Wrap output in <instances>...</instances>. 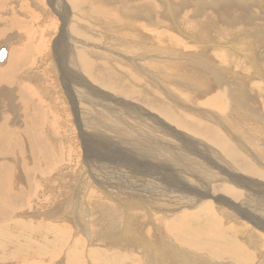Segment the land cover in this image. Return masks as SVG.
<instances>
[{"label": "rangeland", "instance_id": "374dc122", "mask_svg": "<svg viewBox=\"0 0 264 264\" xmlns=\"http://www.w3.org/2000/svg\"><path fill=\"white\" fill-rule=\"evenodd\" d=\"M53 1L54 0H48V2L47 0H0V48L5 47L7 49V53L11 50L7 59L5 58L1 62L2 64H0V69L5 65L8 67V70H5V74H0V89L9 85L7 82L9 80H12L16 87L24 85V88H26L25 92H22L17 88L15 90H9L7 87L4 88L6 90H0V130L4 131V134L2 131H0V147L2 153L5 156L11 157L13 167L12 171L15 172V178L21 189L20 194H18L15 189L5 194L8 201H10L12 204H17V212L19 213L15 214L13 219L24 225V229H20V233L12 232V235L17 236L19 234L24 241H28L26 236L30 237L31 239H38L36 231L34 232L35 237L30 236L31 233L29 230L31 229V226H33L32 228H37V226H39V231L46 227H55L54 229L56 230L59 228L57 233H60L59 230L67 229V234H65V242H60L61 246L58 247L57 251L59 253L57 254L52 255L53 252L51 251L55 250L53 247L48 251L50 253H46L44 255H35L31 257L32 259L28 258L29 260L27 259V261H25L26 263H23L18 259H10L6 264H110L111 262V264H135V261L136 264H157L155 261H159L158 264H178L179 261H181L179 264H189L190 262L191 264H223V262L224 264H264V230L259 228L254 223L251 224L250 221L244 219L242 217L243 215H239L234 209L228 208L230 203L224 198V193L222 191L216 190L215 192L209 193V195L215 196L219 193L223 196V198L217 197L214 199H206L209 202L211 201V203L213 201L215 205L219 207H225L226 212L224 210H219V208L215 205L208 208L209 216L214 214L220 221L217 220L218 224L217 222H214L213 224L215 226L212 225L214 227L213 230L207 232L204 235L201 243L198 244V246L204 251L198 252L197 250H194L193 247H186V245L182 244L177 239H174L173 236H170L167 234V232H164V224L167 221H171L172 219L175 221H178L179 219L181 220V218L175 217L184 215V211L188 214L194 213L186 209L187 205L183 204V202L186 200L183 199V197L189 196L185 194H178L176 196L170 191L166 192V190L168 191L174 187L175 177L173 172L178 169V163L174 161H158L156 158H150L144 161L141 166H134L133 168H130L125 165L128 154H131V151H129L130 148L128 149L126 146L124 147L117 145L118 142H114L112 139L96 136L91 133H89V136H91L90 138L86 137L87 135L85 132H87L89 128L86 127V123L89 122L90 118H94L96 122H99L105 117H111L110 119H117L119 123L125 125L130 130L137 131V133L140 135L152 134L154 136H160L159 138L162 139V143L167 144L168 148H173V146L176 147L178 144V141L175 138L177 136L175 135V130H173L175 132H172L171 130L170 132L168 130L166 131L167 133L161 132V134L158 132V134L156 128H154L157 124L162 122L164 123L160 125L167 126L169 121L165 118L161 117L160 119V117H156L155 121L157 123L155 122L154 126L146 121H129L127 117L130 113L126 114L125 112H121L116 104L111 111H108V109L99 102L90 103L89 105L84 104L80 98L81 96L90 98L91 76L87 74L84 68H80V66H77V68L71 67L70 64L72 62H68L65 59H63L61 63L64 67H66L68 72L72 74V78L66 84V87L63 86L61 75L64 68L61 64H59V62L56 60V57L54 56V46L55 40L61 35V33L67 35V29L65 26L68 28L70 25H72L71 22L70 25H68V18L71 17V12L67 10V7H65L66 9H52L49 4H52ZM77 1L83 3L81 6H78L74 12H72V17H77L79 20L82 19L80 20V23L83 25L80 27V29L78 28V31L80 33H83L84 31L86 32L85 35L82 34L83 36H79L78 41L74 42V45L77 46V49L107 54L115 59L120 60L122 63H124L119 64V66L122 68L119 67L116 62L112 63L117 69L118 74L121 76L122 82H126L125 84L127 85L135 83L134 75L136 73L135 66L128 64L127 67L126 64L129 63V60L131 62H136L137 64L143 65V73L146 74H137L139 82L142 79L143 81L141 80V83L143 85H145V83L150 85V87L145 85L148 88V91H152L153 93H150L153 94L155 98L158 100L161 99L159 101L166 103L167 105L169 104L168 106L174 107L179 102V104L175 106L174 109L176 108L175 110L177 111V109L180 108L178 112L181 111L180 113L184 117H187L188 115L189 119L192 118L190 120L192 124H196V120H193L196 117L195 115H200L201 112L204 114L206 113V119L209 121L205 120L202 121V123L212 121L213 124L211 122L207 124L213 126L215 123V126L217 127H212L216 129L225 140L229 141L232 138L233 141L231 140V142L233 144L235 142V146H237L235 151L240 155L244 153L245 158L243 155L241 156L249 163V165L256 167L258 171L260 170L259 172L261 173L259 174L257 171L258 175L256 176L259 177L257 181V187L253 189L251 185L252 190H250L251 198L254 199L258 207H260L259 204L264 201V171L262 172L261 170H264V109L261 107L263 102L262 98L258 95L261 92H264V40H261L260 42L258 39L259 37L254 36L256 34L251 30H257V35H259L258 33L260 31L264 34V19L262 18L264 17V0H242V3L241 0H208V2L211 4L210 6L204 0H200L203 4L199 10L200 12L194 10L196 9V1L194 0H189V3L180 2V0H170L171 3H174L171 6L176 8L178 7L177 9H179L177 10L173 20L167 16L165 12L166 10H164L165 7L163 2L165 0H140L142 3H136V0H127L129 3H127L125 0ZM191 1H194L195 3H192ZM150 4H153L155 7H151L150 10H148ZM83 7L85 9H81ZM125 7L127 8L125 9ZM86 10L89 11V13L86 12ZM134 11H137V14L134 13L133 15L132 12ZM147 12L150 16H147ZM182 13H184L186 17H182ZM193 13L196 15L194 16ZM250 13L253 14V16ZM139 14L142 17H140ZM204 14L209 16L211 14L212 19L208 18V16H205ZM229 17L232 19V22L226 20L227 18L229 19ZM197 18L199 21H209L207 22L208 25L205 23L207 26L205 24H198L194 26L191 31L195 32L197 36L199 35L201 38L202 36L204 37L203 40H200L202 41V44L205 43L204 45H201V43H198L196 40L194 41V39H190L189 36L182 34L181 32L184 31H180L176 27L180 26L189 28L191 22L195 21ZM150 20H152V22ZM251 20L253 21L251 22ZM102 22L103 24H101ZM125 23H130V29L132 30L131 34H124L123 30L125 29V25L123 26V24ZM169 23L171 25H169ZM211 23L213 29L211 28V25L209 26ZM142 25L144 27H141ZM202 26H204L206 29H203ZM201 27L202 29L200 30L199 28ZM137 29L141 31L138 32ZM162 30L163 32L174 34L176 37L175 39L180 42V47L176 48V46H174L176 44H173L172 42L167 43L166 39L168 40L169 38H166L165 35H161L160 38L159 32H162ZM237 32H243L245 38L240 35L239 37ZM226 37L230 38L226 40ZM253 37L257 44H251V46H253L256 50L253 49L254 51H250L249 49H246L247 40L252 41ZM240 40L243 41L241 42ZM61 44L65 45L64 43ZM122 44H125L128 49L123 48ZM231 44H233L234 48H228ZM234 44H236V46ZM213 45L215 49L213 48ZM148 46L152 47L153 50H151V48ZM155 48L159 49L156 50ZM166 48L167 50H165ZM200 48H205V50ZM219 48H221V50ZM172 49L177 50L173 52ZM260 49L262 51V56L259 54ZM162 50H164L165 53L167 51L169 53L167 52L168 54H164ZM131 51L133 52L136 60L129 56ZM188 51H190V53ZM163 54L165 56H163ZM228 54L231 56L228 57ZM222 55H224L227 59L225 58L222 60ZM247 55L249 60L246 57ZM93 57H96V59L99 60L98 56H91V58ZM231 57H233V59L237 58L238 63L229 60ZM250 59L254 60L253 65H251ZM5 60L7 61L5 62ZM78 60L80 61L79 58ZM218 60L219 62H217ZM152 63L157 65L153 67V65H151ZM236 64H240V68H234V65ZM228 65L231 67H227ZM243 66L245 68L240 71L239 69H242ZM174 68L178 70L180 69L179 73ZM256 69H259V71L257 72ZM167 70L169 71L165 72ZM192 70L194 73H192ZM184 71H186V73ZM216 72H218V74ZM177 73L180 75H177ZM259 73L260 75H258ZM79 74H83L89 79L82 77ZM182 74H188V76L185 75V77ZM261 76L263 77L261 78ZM175 77L187 78L190 82V84L189 82L187 83L188 86L192 87L193 89L189 88L187 85V87L185 86V88H183V85L185 84L177 81L168 83L162 82V80H171ZM190 77H193V80ZM150 80H153V82L155 81L156 83H153ZM246 80H249L248 83ZM228 81H233L235 83H229ZM197 82L199 83L197 84ZM194 83L197 84H195V87L192 85ZM201 83L203 86H200L202 85ZM225 83L226 86H229H227L228 88L224 85ZM159 84L162 85L161 91L159 90ZM169 87L174 88L175 90L171 97H167L166 93V96L164 95V92L169 93ZM230 87L231 89L232 87L235 88L231 90ZM239 88H243L245 90H239ZM228 89L230 90L228 91ZM68 92L73 93L71 98L76 102V112L73 110L71 100L68 97ZM156 93L157 95H155ZM162 95L163 97H161ZM175 96L179 99H177ZM163 98H166V101ZM24 101L27 102V105L24 104ZM235 107L237 109H235ZM191 108L195 111H193ZM143 110H145V108H143L141 112ZM196 111H200V113L197 114ZM100 114H103V116ZM109 114L112 116H109ZM118 115L127 121L121 120ZM113 116H117L118 118ZM216 116L218 118L221 117L222 119H216ZM162 119H164L167 123L165 124V121ZM222 120L224 123H222ZM226 122H228V124ZM233 122H235V124ZM221 123L223 126H228L229 124L235 125L239 134H231L229 131H223V126ZM225 123L227 125H224ZM244 124L247 126V134L246 131L242 130V126ZM172 127L181 131L185 130L181 128L179 129L175 125ZM6 131H8V135L6 134ZM249 131L251 135L254 134L252 136L255 138L250 136V133H248ZM240 133H242V135ZM11 134L14 135V137H10L9 135ZM152 135H150V137H153ZM245 135L247 136L245 137ZM157 136L153 139L158 140ZM236 136H238V138ZM241 136L244 137L242 138ZM41 137L49 146V150L43 149L41 147ZM240 137L241 139H244V141L240 140ZM84 138L85 142L87 140L86 148H84L85 145H83V142H81ZM252 138H254L253 140L255 142L250 141ZM198 141L203 143L199 137H194L191 139L189 136L179 143L184 149H186V146L190 142L192 146L189 148L198 150V144L202 145L198 143ZM94 142L97 145H95ZM195 142L197 146L195 145ZM251 142L253 144H251ZM129 144V147L134 145L133 143ZM102 145L105 146V149L101 151L102 155H99L97 154L99 152L98 147H101ZM247 146H249V148ZM85 150L88 151L85 152ZM93 150L97 151L94 152ZM242 150L244 152H242ZM245 150L248 155L246 154ZM249 150H254L252 152L255 153H252ZM256 152L258 154H256ZM259 153L263 156H258ZM250 155L252 156L250 157ZM200 156L204 157L206 161L210 159L207 163H210L212 168L214 166L213 170L217 173L219 172L218 175L220 177L224 176L222 172L227 171L231 165H225V163H227L226 158H223V160L219 162L214 161L209 153L203 149L201 150ZM220 156L222 155L220 154ZM110 158H116L118 164V169L116 172L112 171V174L122 177L123 175L129 176L128 179H130L128 182L135 184L137 188H141L143 191H135L134 189L130 191L129 195H124V192L126 191L121 192V189L118 186H121L126 180L116 182L111 178L109 179L110 185L102 184L105 189H101L102 186L100 188V185L97 186L98 182L94 180L96 182L95 183L92 180V178L98 174V171L95 170V166L97 164L99 166H104V163H107L108 161L106 159ZM254 162L257 163V165ZM25 171H28L27 175ZM181 171L187 175H192V172L187 169L183 170L181 168ZM6 173H9V170H7ZM98 175L103 176L104 171L99 172ZM203 175L206 174L203 173ZM236 175L242 178L245 183H248L251 180L255 181V178H252L251 175L243 172L236 171ZM180 177L182 178V181L186 179L187 181H190V183L184 182V184L195 186L193 183L194 181L192 182V179L190 180L185 175H180ZM177 179L179 180V175H177ZM223 180L227 187H231L237 191L234 186H231L232 183L230 179V182L226 177H223ZM226 180L229 182V184H227ZM94 186L97 187L95 188ZM164 190L165 192H163ZM254 190L256 191L254 192ZM135 193L138 196H136ZM135 198L138 199L136 200ZM100 201L101 203H99ZM257 201L260 202L258 203ZM241 204V200L237 201L236 203V206L239 210L248 208V210L251 211V208ZM83 206H85V208ZM199 211L200 210L195 211V213H198ZM210 212L212 213L210 214ZM223 213L225 214L224 216H222ZM203 215L204 214H199V220L201 223L199 225L196 224L195 226L202 227L204 225L202 224L205 222V216ZM162 221H165L164 224ZM0 223L4 224L5 222ZM189 223H194V219H190ZM183 226L187 227L185 224ZM114 227H116V230H118L116 232L119 233L116 234L117 236L115 235L116 230H114ZM231 228L233 230H230ZM127 230L129 231L128 233L126 232ZM187 233L193 234V231L187 229ZM58 235L59 234H57V236ZM221 236H224L225 240ZM130 237H133V239L131 240ZM234 237L235 239L237 238V240L233 239ZM218 239L224 240V242L227 244L217 241ZM38 243L39 242H37L35 245L31 240V249H40L39 247L44 248V245L41 246ZM105 243L107 245H105ZM245 243L247 245H245ZM57 244H59V242H57L56 245ZM180 244H182V246ZM174 247L176 248L175 250ZM236 247L241 251H238L237 253V251L235 252L232 250V248ZM194 251L196 252L194 253ZM210 251L219 254L221 257L217 259L215 256L208 253ZM118 258H122V260H118ZM106 260H108L109 263ZM116 260L118 261L116 262ZM184 261H186V263ZM1 263L2 259H0V264Z\"/></svg>", "mask_w": 264, "mask_h": 264}, {"label": "bare ground", "instance_id": "6f19581e", "mask_svg": "<svg viewBox=\"0 0 264 264\" xmlns=\"http://www.w3.org/2000/svg\"><path fill=\"white\" fill-rule=\"evenodd\" d=\"M81 1H83V0H81ZM125 1H127V0H125ZM158 1V0H157ZM172 1V0H171ZM171 1L170 0H165L164 2H163V4H164V7H165V9L164 10H166L165 12H166V14H167V16L169 17V18H171L172 20L174 19V16H175V14L177 13V10H179V9H177L176 7H174V6H171L172 4H174V3H171ZM194 1H196V9H194V10H196L197 12L201 9V7L203 6V4H202V2L200 1V0H194ZM192 2V3H195V2ZM205 2H207L208 4H209V6L211 5L210 4V2H208V0H204ZM209 1H212V0H209ZM240 1V0H239ZM47 2H48V0H47ZM134 2V1H133ZM174 2V1H173ZM180 2H184V3H189V0H180ZM205 2H203V3H205ZM244 2V1H243ZM24 3V2H23ZM83 3V2H82ZM82 3H80V2H78L77 0H54L53 2H52V4H49V6L50 7H52V9L54 8V10L55 9H66L65 7H67V10H69L70 12H71V17L70 18H68V21H69V24L68 25H70V22H71V24L72 25H70L68 28H67V26H65L66 27V29H67V35L66 34H63V33H61V35L55 40V46H54V56L56 57V60L59 62V64H61L62 66H63V64L61 63V61H63V59H65L66 61H68V62H72L70 65H71V67H73V68H77V66H80V68H84L85 70H86V72H87V74L88 75H90L91 76V79H90V84H91V94H90V98H88V97H85V96H81V101L84 103V104H86V105H89L90 103H100V104H102V105H104L107 109H108V111H111L112 110V108L114 107V105L116 104L117 105V107L119 108V110H121V112H125L126 114H128V113H130L129 115H128V117H127V119L130 121H134L135 122V120H141L142 122H144V121H146V122H148L149 124H151V125H154L155 126V119H156V117H160V119H161V117L162 118H165L166 120H168L169 122V124L167 125V126H162V125H160V124H162V123H164V122H162V123H160V124H157L154 128H156V131H157V133L159 132V133H161V132H166V131H172V132H175V135H177L175 138L177 139V141H178V144H177V146L176 147H174L173 146V148H168V145L167 144H164V143H162V139L161 138H159L157 135H152V134H146V135H140V134H138L137 133V131H134V130H130L129 128H127L125 125H123V124H121V123H119L118 121H117V119H115V120H113V119H110V118H104V119H101L99 122H96L95 121V119L94 118H90V120H89V122H87L86 123V127H89L88 128V133L87 132H85L86 133V137H91V136H89L90 134L89 133H91V134H93V135H96V136H100V137H106L107 139H112L114 142H118L117 143V145H120V146H126V147H128V149L130 148V150L129 151H131V154H128V158H127V160H126V163H125V165L126 166H128V167H130V168H133L134 166H141L142 165V163L144 162V161H146V160H148V159H150V158H156L158 161H174V162H176V163H178V165H179V167H178V169L176 170V171H174L173 172V175H174V177H175V180H174V187L172 188V189H169L168 191L166 190V192H171L172 194H174V195H178V194H181V195H187V196H189V197H183V199H186L184 202H183V204H185V205H187V207H186V209H188V210H190L191 212H194V213H192V214H188V213H185V211H184V215H182V216H176L175 218H181V220L179 221L178 219V221H179V223H178V221H175L174 219H172L171 221H167L165 224H164V222L165 221H162L163 222V224H164V232H167V234H169L170 236H173V238L174 239H177L179 242H181L182 244H184V245H186V247H193L194 248V250H197L198 252H200V251H204L202 248H200L199 246H198V244H200L201 243V241H202V239L204 238V235L207 233V232H210V231H212L213 230V226H215L213 223L214 222H217V220H219L214 214H211L212 212H210V214H211V216H209V209L208 208H210V207H212V206H214L215 205V203L212 201V203H211V201L209 202V201H207L206 199H208V198H212V199H214V198H217V197H221V198H223V196L222 195H220L219 193L217 194V195H215V196H212V195H209V193H211V192H215L216 190H220V191H222L223 193H224V198L225 199H227V201L230 203V205L228 206V208H232V209H234L235 211H237V213L239 214V215H243L242 217L244 218V219H246L247 221H250V223L251 224H256L259 228H261L262 230H264V201H262L260 204H259V206L260 207H262V208H260V207H258V205L256 204V201H254V199H252L251 198V195H250V190H252L251 189V185H252V188L253 189H255L256 187H257V181H258V178L259 177H256L257 175H258V172L260 171H258L257 170V168L256 167H252V166H250L249 165V163L244 159L245 158V156H244V153H242V152H244L243 150H242V154L241 155H243V157L240 155V154H238L235 150H236V147L237 146H235V142H234V144L231 142V140H232V138L229 136V135H227V136H229L230 138H231V140H225L224 139V137L216 130V129H214L213 127H217V126H215V123H214V126L213 125H208L207 123H212V121H210V122H207V123H202V121H205V120H207L206 118V113L204 114L203 112H201L200 113V111H196V113L198 114V113H200V115H195L196 117L193 119V120H196V124H192L191 122H190V120L192 119H189V117H188V115H187V117H188V119H187V117H184L180 112H178V110L180 109H177V111L174 109V107L175 106H177L178 104H179V102H178V104L177 105H175L174 107L173 106H168L166 103H163V102H161V101H159V100H161V99H157V98H155V96L153 95V94H151L150 92H152V91H148V86L150 87V85H147L146 83H145V85L147 86H145V85H143L141 82L143 81L142 79V81L140 80V82H139V79H138V77H137V74L138 73H142V74H146V73H143L144 72V66L143 65H140V64H137L136 62H131L130 60H129V63H127L126 65H127V67H128V64H131V65H133V66H135V68H136V73H135V75H134V79H135V83H131L130 85H127V84H125L124 82H122V80H121V76L118 74V71H117V69L114 67V65H113V63L114 62H116V64L119 66V64H124V63H122L120 60H118V59H115V58H113V57H111V56H109V55H107V54H102V53H99V52H93V51H86V50H81V49H77V46H75L74 45V42L75 41H78V39H79V36L80 35H82V34H84L85 35V31L83 32V33H80L79 31H78V28L80 29V27L83 25L82 23H80V20H82V19H78L77 17H72L73 15H72V12H74L76 9H77V7L78 6H81V4ZM127 3H129V1H127ZM136 3H142L140 0H136ZM192 3H191V6H192ZM241 3H242V0H241ZM177 4V3H176ZM264 4V3H263ZM185 5V4H184ZM188 5V4H187ZM204 6H205V4H204ZM208 6V7H209ZM87 7V6H86ZM151 7H155V6H153V4H150V6H149V9L148 10H150V8ZM207 7V6H206ZM89 8V7H88ZM87 8V9H88ZM127 7H125V9H126ZM129 8V7H128ZM157 8V7H156ZM80 9V8H79ZM81 9H85L84 7L83 8H81ZM89 10V9H88ZM123 10V9H122ZM136 10V9H135ZM187 10V9H186ZM191 10V9H190ZM79 11V10H78ZM125 11V10H124ZM188 11V10H187ZM203 11V10H202ZM206 11V10H205ZM86 12H88L89 13V11H87L86 10ZM129 12L131 13V11L129 10ZM137 12V11H136ZM135 11L134 12H132L133 13V15H134V13L135 14H137ZM193 12V11H192ZM200 12V11H199ZM207 12V11H206ZM213 12V11H212ZM53 13H54V11H53ZM91 13V12H90ZM93 13V12H92ZM141 13V12H140ZM148 13V12H147ZM147 13H146V15H147ZM185 13V12H184ZM184 13H182L183 15H182V17H186L185 15H184ZM204 13V12H203ZM208 13V12H207ZM253 13V12H252ZM76 14V13H75ZM86 14V13H85ZM120 14H121V12H120ZM150 14H152V13H150ZM186 14H189V13H186ZM251 14V13H250ZM250 14H249V16H250ZM254 14V13H253ZM253 14H251L252 16H253ZM98 15V14H97ZM96 15V16H97ZM123 15V14H122ZM121 15V16H122ZM127 15V14H126ZM140 15V14H139ZM145 15V14H144ZM193 15H194V13H193ZM196 15V14H195ZM194 15V16H195ZM205 15V14H204ZM79 16V15H78ZM147 16H150L149 15V13H148V15ZM179 16V15H178ZM205 16H208V18H210V19H212V17H211V14H210V16L209 15H205ZM81 17V16H80ZM85 17V16H84ZM98 17V16H97ZM130 17V16H129ZM134 17V16H133ZM140 17H142L141 15H140ZM224 17V16H223ZM255 17V16H254ZM82 18H83V15H82ZM132 18V17H131ZM136 18V17H135ZM138 18H139V16H138ZM138 18H136V19H138ZM150 18V17H149ZM256 18H257V16H256ZM263 19H264V17H262ZM261 18V19H262ZM87 19H88V17H87ZM135 19V20H136ZM142 19V18H141ZM143 19H145V18H143ZM151 19H153V18H151ZM181 19V18H180ZM180 19H179V22H180ZM198 19V18H197ZM195 20V21H192L191 22V24H190V26H189V28L188 27H180V26H176L177 27V29H179L180 31H184V32H181L182 34H185V35H187V36H189L190 37V39H194V41L196 40L198 43H201L202 41H200V40H203L204 39V37L202 36V38L201 37H199V35L197 36V34L195 33V32H191L192 31V28H194V26H196V25H198V24H205V23H207V22H209V21H199V19L198 20ZM92 20H93V18H92ZM97 20H98V18H97ZM97 20H95V21H97ZM101 20V19H100ZM99 20V21H100ZM123 20V19H122ZM164 20V19H163ZM193 20V19H192ZM227 21H229V22H232V19H230V17H229V19L227 18L226 19ZM86 21V20H85ZM103 21V20H102ZM124 21V20H123ZM127 21V20H126ZM139 21H141V20H139ZM151 22H152V20H150ZM253 20H251V22H252ZM258 22V21H257ZM153 23H155V22H153ZM163 23V22H162ZM101 24H103V22L101 23ZM165 24V23H164ZM163 24V25H164ZM174 24V23H173ZM178 24V23H177ZM185 24V23H184ZM184 24H183V26H184ZM215 24V23H214ZM260 24V23H259ZM117 25H118V23H117ZM125 25V26H124ZM141 25V24H140ZM161 25V24H160ZM169 25H171L170 23H169ZM175 25V24H174ZM180 25V24H179ZM206 25V24H205ZM204 25V26H205ZM207 25H208V23H207ZM206 25V26H207ZM211 25V28L213 29V26H212V23L211 24H209V26ZM256 25H257V23H256ZM123 26L125 27V29L123 30V32H124V34H127V33H130L131 34V32H132V30L130 29V23H125V24H123ZM136 26H138V25H136ZM155 26V25H154ZM165 26V25H164ZM187 26V25H186ZM204 26H202L203 27V29L205 28ZM119 27V26H118ZM123 27V28H124ZM141 27H144L143 25L141 26ZM202 27L201 28H199L200 30L202 29ZM250 27V26H249ZM255 27V26H254ZM120 28V27H119ZM208 28V27H207ZM220 28V27H219ZM132 29H134V28H132ZM149 29V28H148ZM206 29V28H205ZM258 29H259V27H258ZM122 30V29H121ZM150 30V29H149ZM229 30V29H228ZM83 31V30H82ZM137 31L139 32V31H141V30H138L137 29ZM160 31V30H159ZM218 31H219V29H218ZM225 31H227V30H225ZM253 33H255L256 35H254V36H256V37H259L258 39L260 40V42H261V40H264V34H263V32H259L258 34L259 35H257V30L256 31H253V30H251ZM122 32V33H123ZM252 32H251V35H252ZM157 33V32H156ZM160 33V38H161V35L163 36V35H165V37L166 38H169L168 40L166 39V41H167V43L168 42H172L173 44H176V45H174V46H176V48H179L180 46H179V41L177 40V39H175L176 37H175V35L174 34H169V33H167V32H163V30H162V32H159ZM213 33V32H212ZM219 33V32H218ZM221 33V32H220ZM241 33V32H240ZM250 33V32H249ZM59 34V33H58ZM134 34H135V32H134ZM137 34H139V33H137ZM136 34V35H137ZM147 34V33H146ZM237 34H239L238 32H237ZM70 35V36H69ZM72 35H74V36H72ZM239 35H241V34H239ZM238 35V36H239ZM242 35H243V32H242ZM251 35H249V36H251ZM83 36V35H82ZM154 36H156V35H154ZM159 36V35H158ZM177 36V35H176ZM244 36V35H243ZM240 37V36H239ZM247 37V36H246ZM75 38V39H74ZM183 38V37H182ZM230 37H226V40H228ZM232 38V37H231ZM235 38H236V36H235ZM238 38V37H237ZM250 38V37H249ZM261 38V39H260ZM252 39V38H251ZM257 39V38H256ZM257 39V40H258ZM152 40H153V38H152ZM163 40V39H162ZM184 40H185V38H184ZM225 40V41H226ZM247 40V39H246ZM165 41V42H166ZM177 41V42H176ZM241 41V40H240ZM243 41V40H242ZM241 41V42H242ZM152 42V41H151ZM190 42V41H189ZM228 42V41H227ZM236 42V41H235ZM244 42H246V41H244ZM259 42V43H260ZM61 43H64L65 45H63V44H61ZM196 43V42H195ZM240 43V42H239ZM238 43V44H239ZM255 43L257 44V42L255 41V39H254V37H253V40L252 41H248L247 40V47H246V49H249L250 51L252 50V51H254V50H256L253 46H251V44L252 45H255ZM154 44V43H153ZM158 44V43H157ZM193 44V43H192ZM191 44V45H192ZM205 43H201V45H204ZM207 44V43H206ZM220 44V43H219ZM223 44V43H222ZM151 45V44H150ZM225 45V44H224ZM235 45V44H234ZM152 46V45H151ZM159 46V45H158ZM168 46V45H167ZM241 46V45H240ZM263 46V45H262ZM261 46V47H262ZM100 47V46H99ZM122 47L123 48H125V49H128V47H126V45L125 44H122ZM149 47V46H148ZM202 47V46H201ZM207 47V46H206ZM217 47V46H216ZM82 48V47H81ZM87 48V47H86ZM97 48V47H96ZM102 48V47H101ZM149 48H151V50H153L152 49V47H149ZM149 48H147V49H149ZM154 48V47H153ZM203 48V47H202ZM202 48H200V49H202ZM213 48L215 49V47H214V45H213ZM228 48H234L233 47V44H231V45H229V47ZM260 48V47H259ZM92 49H93V47H92ZM146 49V50H147ZM156 49V48H155ZM157 49H159V48H157ZM156 49V50H157ZM161 49V48H160ZM188 49V48H187ZM208 49H210V48H208ZM220 50H221V48H219ZM244 49V48H243ZM254 49V50H253ZM264 49V48H263ZM75 50H77V51H75ZM145 50V51H146ZM165 50H167V48L165 49ZM169 50H171V49H169ZM173 50V49H172ZM175 50H177V49H174L173 50V52L175 51ZM180 50V49H179ZM184 50V49H183ZM202 50H205V48L204 49H202ZM207 50V49H206ZM223 50V49H222ZM231 50H233V49H231ZM11 51V50H10ZM10 51H8V53H7V49H6V54H7V56L5 57L6 59H7V57H8V54L10 53ZM163 52H164V50H162ZM181 51V50H180ZM201 51V50H200ZM213 51V50H212ZM215 51V50H214ZM236 51V50H235ZM249 51V52H250ZM259 51V50H258ZM257 51V52H258ZM139 52H141V51H139ZM143 52V51H142ZM158 52H160V51H158ZM157 52V53H158ZM168 52V51H167ZM166 52V53H167ZM173 52H172V54H173ZM179 52V51H178ZM183 52V51H182ZM189 53H190V51H188ZM187 52V53H188ZM191 52H193V51H191ZM237 52V51H236ZM244 52V51H243ZM154 53V52H153ZM165 52H164V54H166ZM169 53V52H168ZM167 53V54H168ZM185 53V52H184ZM197 53V52H196ZM199 53V52H198ZM218 53V52H217ZM239 53V52H238ZM245 53V52H244ZM261 53H262V51H261V49H260V52H259V54H260V56H262L261 55ZM163 54V56H165ZM201 54V53H200ZM208 54V53H207ZM210 54H211V52H210ZM240 54V53H239ZM242 54V53H241ZM254 54V53H253ZM150 55H151V53H150ZM177 55V54H176ZM180 55V54H179ZM184 55V54H183ZM188 55V54H187ZM197 55V54H196ZM246 55V54H245ZM244 55V56H245ZM255 55V54H254ZM91 56H98L99 57V60L98 59H96V57H93V58H91ZM129 56H131L132 57V59H134V60H136L135 59V56H134V54H133V52L131 51L130 52V55ZM174 56V55H173ZM191 56V55H190ZM231 56V55H230ZM229 56V54H228V57H230ZM238 56V55H237ZM264 56V55H263ZM97 57V58H98ZM131 57H130V59H131ZM149 57V56H148ZM160 57V56H159ZM193 57V56H192ZM212 57V56H211ZM242 57V56H241ZM247 58H248V55L246 56ZM256 57H257V54H256ZM78 58L80 59V61L78 60ZM170 58V57H169ZM182 58V57H181ZM194 58V57H193ZM201 58V57H200ZM205 58V57H204ZM226 57L224 56V55H222V60L223 59H225ZM171 59V58H170ZM227 59V58H226ZM235 59V60H234ZM233 59V57H231V59H229V60H232L233 62H237L238 63V61H237V58H234ZM253 59V58H252ZM103 60V61H102ZM209 60V59H208ZM248 60H249V58H248ZM7 60H5V62H6ZM102 61V62H101ZM193 61V60H192ZM201 61V60H200ZM226 61H228V60H226ZM225 61V62H226ZM113 62V63H112ZM217 62H219V60L217 61ZM253 62H254V60H251L250 59V63H251V65H253ZM263 62V61H262ZM157 63V62H156ZM248 63H249V61H248ZM250 63H249V65H250ZM0 64H2V63H0ZM4 64V63H3ZM7 64V63H6ZM169 64H170V62H169ZM209 64V63H208ZM246 64V63H245ZM151 65H153V67L155 66V65H157V64H151ZM173 65V64H172ZM183 65H184V63H183ZM212 65V64H211ZM232 65V64H231ZM243 65V64H242ZM3 66V65H2ZM159 66V65H158ZM160 66H161V63H160ZM163 66H164V64H163ZM233 66V65H232ZM246 66H247V64H246ZM119 67H121V66H119ZM141 67H143V68H141ZM205 67V66H204ZM218 67V66H217ZM224 67V66H223ZM227 67H231L230 65H228ZM226 67V68H227ZM237 68V67H239L240 68V64H236V65H234V68ZM256 67V66H255ZM63 72H62V75H61V80H62V83H63V86L64 87H66V84L71 80V78H72V74H70L69 72H68V70L66 69V67H64L63 66ZM122 68V67H121ZM132 68V67H131ZM156 68V67H155ZM157 68H159V67H157ZM167 68V67H166ZM190 68V67H189ZM215 68V67H214ZM245 67L243 66V68L242 69H239L240 71H242L243 69H244ZM8 70V67H7V65H5V66H3V67H1V69H0V74H2V73H4L5 74V70ZM79 69V68H78ZM161 69V68H160ZM174 69H176V68H174ZM196 69V68H195ZM173 70V69H172ZM171 70V71H172ZM177 71H178V73H179V70L178 69H176ZM185 70H187V69H185ZM221 70V69H220ZM257 70V69H256ZM130 71V70H129ZM128 71V72H129ZM149 71V70H148ZM169 70H167V71H165V72H168ZM193 71V70H192ZM229 71V70H228ZM259 71V69L257 70V72ZM146 72V71H145ZM185 73H186V71H184ZM183 72V73H184ZM219 72V71H218ZM218 72H216L217 74H218ZM177 73V75H180V74H178ZM192 73H194V71L192 72ZM207 73V72H206ZM220 73V72H219ZM234 73V72H233ZM249 73V72H248ZM254 73H255V71H254ZM253 73V74H254ZM125 74H126V72H125ZM167 74V73H166ZM189 74V73H188ZM188 74L186 75V76H188ZM226 74H227V72H226ZM225 74V75H226ZM79 75H81L82 77H85V78H87V79H89L87 76H85V75H83V74H79ZM169 75V74H168ZM176 75V76H177ZM182 75H184V74H182ZM184 75V76H185ZM194 75V74H193ZM203 75H205V74H203ZM255 75V74H254ZM258 75H260V73L258 74ZM264 75V74H263ZM128 76V75H127ZM171 76V75H170ZM185 76V77H186ZM237 76H238V73H237ZM137 77V78H136ZM246 77V76H245ZM254 77V76H253ZM258 77V76H257ZM263 76H261V78H262ZM133 78V77H132ZM163 78V77H162ZM165 78H166V76H165ZM171 78V77H170ZM191 78V77H190ZM193 78V77H192ZM191 78V79H192ZM233 78V77H232ZM237 78V77H236ZM243 78V77H242ZM197 79V78H196ZM195 79V80H196ZM225 79H227V78H225ZM228 79H230V78H228ZM124 80V79H123ZM126 80V79H125ZM193 80V79H192ZM207 80V79H206ZM223 80V79H222ZM234 80V79H233ZM131 81V80H130ZM150 81H152L153 82V80H150ZM156 81H158V80H156ZM173 81H177V82H181L182 84L184 83L185 85H183L182 87L183 88H185V86L187 85L188 86V82H189V80L187 79V78H173V79H171V80H169V79H166V80H162V82H166V83H168V82H173ZM244 81V80H243ZM248 81L249 80H246V82L248 83ZM8 83H9V85H7V86H5V87H7V89H9V90H15L16 88L18 89V90H20V91H22V92H25V90H26V88H24V85H20L19 87H16L15 86V84H14V82L12 81V80H9V81H7ZM155 82V81H154ZM153 82V83H154ZM224 82V81H223ZM229 82V81H228ZM233 82V81H232ZM231 81L229 82V83H232ZM128 83V82H127ZM156 83V82H155ZM159 83V82H158ZM191 83H192V81H191ZM199 82H197V84H198ZM207 83V82H206ZM233 83H235V82H233ZM189 84H190V82H189ZM195 84L196 83H194V84H192V85H194V87H195ZM196 84V85H197ZM202 84V83H201ZM212 84V83H211ZM210 84V85H211ZM160 85V84H159ZM200 85V84H199ZM225 86H226V83L224 84ZM232 85V84H231ZM158 86V85H157ZM180 86H181V84H180ZM186 86V87H187ZM191 86V85H190ZM200 86H203V84L202 85H200ZM228 86V85H227ZM226 86V87H227ZM233 86V85H232ZM4 87V88H5ZM156 87V86H155ZM162 87V85H160L159 86V90L161 91V88ZM189 87V86H188ZM198 87V86H197ZM229 87V86H228ZM227 87V88H228ZM235 87H236V85H235ZM235 87H232V89H231V87H230V89L231 90H233V88H235ZM4 88H1L0 90H6V89H4ZM30 88V87H29ZM28 88V89H29ZM189 88H192V87H189ZM206 88V87H205ZM244 88V87H243ZM243 88H239V90L240 89H242V90H245V89H243ZM169 89L170 90H168V92L169 93H167V92H164V95H165V93H166V95H167V97H171L172 96V93H174L175 92V90H174V88H171V87H169ZM193 89V88H192ZM230 89H228V91L230 90ZM164 90V89H163ZM163 90H162V92H163ZM191 90V89H190ZM195 90V89H194ZM238 90V89H237ZM193 91V90H192ZM201 91V90H200ZM27 92V91H26ZM30 92H31V90H30ZM29 92V93H30ZM155 92V91H154ZM161 92V93H162ZM239 92H241V91H239ZM69 93V95H68V97L70 98V100H71V103H72V106H73V110L76 112V102H75V100H72V98H71V96H73V93L72 92H68ZM153 93V92H152ZM260 93V92H259ZM25 94V93H24ZM237 94V93H236ZM252 94V93H251ZM250 94V95H251ZM58 95V94H57ZM155 95H157V93L155 94ZM165 95V96H166ZM257 95V94H256ZM230 96V95H229ZM259 97L261 96V98H262V104H261V107H263V109H264V92H261L259 95H258ZM160 97V96H159ZM161 97H163V95L161 96ZM160 97V98H161ZM176 97V96H175ZM233 97V96H232ZM247 97H249V96H247ZM254 97V96H253ZM57 98V97H56ZM177 98V97H176ZM226 98V97H225ZM250 98V97H249ZM248 98V99H249ZM260 98V99H261ZM164 99V98H163ZM163 99H162V101H163ZM169 99V98H168ZM167 99V100H168ZM177 99H179V98H177ZM229 99H231V98H229ZM69 100V101H70ZM165 101H166V98L164 99ZM241 100V99H240ZM164 101V102H165ZM171 101V100H170ZM177 101V100H176ZM66 102V101H65ZM171 103V102H170ZM236 103V102H235ZM24 104L25 105H27V102L26 101H24ZM66 104V103H65ZM228 104V103H227ZM173 105V104H172ZM240 105V104H239ZM245 105V104H244ZM66 106V105H65ZM180 106V105H179ZM231 106V105H230ZM184 107V106H183ZM143 108H145V110H143L142 112H141V110L143 109ZM228 108V107H227ZM240 108V107H239ZM183 109V108H182ZM185 109H186V107H185ZM185 109H184V111H185ZM192 109V108H191ZM231 109V108H230ZM235 109H237L236 107H235ZM187 110H189V109H187ZM193 110V109H192ZM197 110V109H196ZM233 110V109H232ZM231 110V111H232ZM242 110V109H241ZM193 111H195V110H193ZM219 111V110H218ZM237 111V110H236ZM246 111V110H245ZM118 112H120V111H118ZM187 112V111H186ZM189 112H191V111H189ZM251 112V111H250ZM108 113H110V112H108ZM192 113H195V112H192ZM238 113V112H237ZM79 114V113H78ZM112 114V113H111ZM111 114H109V116L111 115ZM122 114V113H121ZM120 114V115H121ZM228 114H230V113H228ZM232 114V113H231ZM80 115V114H79ZM97 115V114H96ZM100 115H102L103 116V114H100ZM185 115V114H184ZM193 115V116H194ZM210 115V114H209ZM220 115V114H219ZM112 116V115H111ZM119 116V115H118ZM122 116V115H121ZM186 116V115H185ZM190 116V115H189ZM221 116V115H220ZM232 116V115H231ZM235 116V115H234ZM248 116H249V114H248ZM113 117H117V116H113ZM120 117V116H119ZM97 118V117H96ZM118 118V117H117ZM216 119H219V118H221V117H215ZM225 118V117H224ZM231 118V117H230ZM239 118H241V117H239ZM120 119L121 120H126V119H124V118H121L120 117ZM210 119V118H209ZM222 119V118H221ZM220 119V120H221ZM227 119V118H226ZM163 121H165L164 119H162ZM232 120V119H231ZM231 120H229V121H231ZM243 120V119H242ZM127 121V120H126ZM128 121V122H129ZM207 121H209V120H207ZM214 121H216V120H214ZM213 121V122H214ZM139 122V121H138ZM161 122V121H160ZM236 122V121H235ZM235 122H233L234 124H235ZM257 122V121H256ZM131 123V122H130ZM157 123V122H156ZM167 122L165 121V124H166ZM173 124V125H175L176 127H178L179 129L181 128V129H185V130H177V129H175V128H173L172 126L173 125H171V124ZM217 123H218V121H217ZM222 123H224L223 122V120H222ZM221 123V125L223 126V124ZM227 124H228V122H226ZM224 124V125H227V124ZM213 124V123H212ZM220 124V123H219ZM240 124V123H239ZM241 124H242V122H241ZM236 125H238V124H236ZM213 126V127H212ZM241 127V126H240ZM239 127V128H240ZM147 128H150V127H147ZM146 128V129H147ZM220 128H222V127H220ZM239 128H238V130H239ZM219 129V128H218ZM173 130H175V131H173ZM222 130L223 131H229V132H231V134L232 133H238V131H237V129H236V126L235 125H231V124H229L228 126H223V128H222ZM242 130L243 131H246L247 130V126H245V124L242 126ZM0 131H2L3 132V134H4V131L3 130H0ZM85 131V130H84ZM151 131V130H150ZM170 131V132H171ZM221 131V130H220ZM222 131V132H223ZM240 131V130H239ZM153 132V131H152ZM158 133V134H159ZM167 133V132H166ZM187 135H186V134ZM248 133H250V131L248 132ZM253 133V132H252ZM6 134L8 135V131H6ZM154 134V133H153ZM156 134V133H155ZM162 134V133H161ZM169 134V133H168ZM239 134V133H238ZM241 135H242V133H240ZM245 134V133H244ZM246 134H247V131H246ZM150 135H152L153 137H150ZM174 135V134H173ZM225 135V136H226ZM252 135H254V134H252ZM251 135V133H250V136L251 137H254V136H252ZM10 137H14V135H9ZM157 136V138H158V140H154L153 138L154 137H156ZM162 136V135H161ZM191 137V139L192 138H194V137H199L200 138V140H202L203 141V143H200L199 141H198V143H200V144H202V145H199L198 144V150H200V151H198V150H193V149H191V148H189L190 146H192V144L189 142V144L186 146V149H184L181 145H180V141H182V140H184L185 138H187V137ZM194 136V137H193ZM239 136V135H238ZM238 136H236L237 138H238ZM247 135H245V137H246ZM248 136H249V134H248ZM172 137V136H171ZM242 137V136H241ZM241 137H240V140H243L244 141V139H241ZM244 137V136H243ZM242 137V138H243ZM251 137H247V138H251ZM88 138V139H89ZM166 138V137H165ZM226 138V137H225ZM246 138V139H247ZM255 138V137H254ZM254 138H252V140H250V141H254L253 139ZM163 139H164V137H163ZM169 139V138H168ZM229 139V138H228ZM235 140V139H234ZM40 141H41V147L43 148V149H46V150H49V146L47 145V143L45 142V140L41 137L40 138ZM171 141V140H170ZM233 141V140H232ZM245 141H247V140H245ZM249 141V140H248ZM249 141V142H250ZM262 141V140H261ZM81 142H83L82 144L83 145H85L84 146V148H86V142H87V140H86V142H85V138L84 139H82V141ZM93 142V141H92ZM169 142V141H168ZM197 142V141H196ZM196 142H195V145L197 146V144H196ZM251 142V144H253ZM255 142V141H254ZM129 143H133L134 145H132V147H129ZM166 143H167V139H166ZM173 143V142H172ZM176 143V142H175ZM243 143H245V142H243ZM94 144H95V142H94ZM170 144V143H169ZM249 144V143H248ZM250 144V145H251ZM95 145H97V144H95ZM239 145V144H238ZM245 145V144H244ZM255 145V144H254ZM262 145V144H261ZM194 146V145H193ZM252 146V145H251ZM256 146V145H255ZM263 146V145H262ZM88 147V146H87ZM248 148H249V146H247ZM99 148V152L97 153V154H99V155H102L101 154V151H103L104 149H105V146H101V147H98ZM101 148V149H100ZM195 148V147H194ZM204 150V151H207L208 153H209V155L212 157V159L214 160V161H221V160H223V158H226L227 159V163H225V165H229V164H231L230 165V167H229V169L227 170V171H225V172H222L223 173V177H226V178H228V181H229V179L231 180V183H232V185H231V183H230V185L233 187L234 186V188H236L237 189V191L235 190V189H233V188H231V187H227L226 186V183L224 184V180H223V177H220L219 175H218V173L217 172H215L214 170H213V168H214V166H213V168L211 167V165H210V163L208 164L207 162L210 160L209 158V160L208 161H206L205 159H204V157H205V155H204V157H202V156H200V153H201V150L202 149ZM214 148V149H213ZM215 149H216V151H215ZM258 149H259V147H258ZM241 150V149H240ZM88 151V150H87ZM86 150H85V152H87ZM94 152L95 151H97V150H93ZM250 151V150H249ZM252 151H254V150H252ZM252 151H250V152H252ZM217 152V153H216ZM245 152H246V150H245ZM257 152H259V151H257ZM256 152V154H258ZM252 153H255V152H252ZM261 153V152H260ZM260 153H259V155L258 156H261L260 155ZM218 154V155H217ZM220 154L222 155V156H220ZM246 154L248 155V153L246 152ZM250 154V153H249ZM255 155V154H254ZM252 155H250V157H251ZM263 156V155H262ZM248 158V157H247ZM256 158H258V157H256ZM261 158V157H260ZM250 159V158H249ZM254 159H255V157H254ZM106 160H108L107 161V163H104V166L103 165H96L95 167H96V169L95 170H97L98 171V174H99V172H101V171H104V175L102 176H100V175H98V174H96L93 178H92V180L94 181H97L98 182V185L97 186H99L100 185V188H101V186H102V184H106V185H110L109 184V179L111 178L112 180H114V181H116V182H121V181H123V180H126V181H124V183L121 185V186H118L120 189H121V192L123 191H126V192H124L123 194L124 195H126V194H130V191L131 190H134L135 189V191H143V189H141V188H137V186L135 185V184H133V183H129L128 182V180L130 179H128V177L129 176H125V175H123V177L122 176H116V175H114V174H112V171H114V172H116V170L118 169V164H117V161H116V158H110V159H106ZM250 160H252V159H250ZM258 160V159H257ZM261 160V159H260ZM259 160V161H260ZM212 161V160H211ZM213 161V162H214ZM253 161V160H252ZM223 162V161H222ZM256 162V161H255ZM254 162V163H255ZM262 162V161H261ZM110 163V164H109ZM212 163V162H211ZM252 163V162H251ZM217 164V163H216ZM256 165H257V163H255ZM261 164V163H260ZM95 165V164H94ZM219 165H220V163H219ZM254 165V164H253ZM256 165H254V166H256ZM259 166V165H258ZM63 167V166H62ZM181 168L183 169V170H189V171H191L192 172V175H187L186 173H184V172H182L181 171ZM260 168V167H259ZM196 169H197V171H196ZM225 169V168H224ZM7 170H9V173H6V171ZM13 170V167H12V161H11V157L10 156H5L3 153H2V151H1V147H0V222H5L4 224H1L0 223V259H2V263L1 264H6L10 259H18L19 261H22L23 263H26L25 261H27V259L28 258H30V259H32L31 257H33V256H35V255H40V254H48V253H50V252H48L49 250H51L53 247L55 248V250H52L51 252H53L52 253V255L53 254H57V253H59L58 251H57V249H58V247H60L61 246V243L60 242H62V243H64L65 242V239H66V236H65V234H67V229L66 230H59L60 231V233H57V230L59 229H54L53 227L52 228H50V227H46V228H44L43 230H41V231H39L38 230V228H39V226H37V228L35 227V228H32L33 226H31V229L29 230L30 231V233H31V235L30 236H34L35 237V231L37 232L36 234H37V238L38 239H31L30 237H28V236H26V238H27V240L28 241H24L23 239H22V237H21V235H19L18 233V235L16 236V235H12V232H19L20 233V229H24V225L23 224H20V223H18L17 221H15L14 219H13V217H14V215L15 214H17V213H19V212H17V204H12L10 201H8L7 200V198H6V196H5V194L6 193H8V192H10V191H12V190H16L17 191V193L18 194H20V192H21V189H20V187H19V185H18V182H17V180H16V178H15V172L14 171H12ZM89 170V169H88ZM94 170V169H93ZM92 170V171H93ZM262 170V172L264 171L263 169H261ZM84 171V170H83ZM82 171V172H83ZM236 171H239V172H243V173H246V174H248V175H251L252 176V178H255V181H250V182H248V183H245L243 180H242V178H240L239 176H237L236 175ZM258 171V172H257ZM234 172V173H233ZM25 173H26V175L28 174V171H25ZM91 173V172H90ZM108 173V174H107ZM203 173L204 174H206V175H203ZM261 172H259V174H260ZM83 174H84V172H83ZM242 174V173H241ZM177 175H179V180L177 179ZM180 175H185L187 178H189L190 180L192 179V182L195 184V186H191V185H186V184H184V182L185 183H190V181H187V179L186 180H184V178H183V180L184 181H182V178L180 177ZM243 175V174H242ZM264 175V174H263ZM83 176V175H82ZM88 176V175H87ZM149 176V175H148ZM84 177H85V175H84ZM244 177V176H243ZM247 178V177H246ZM261 178V177H260ZM263 178V177H262ZM89 179V178H88ZM248 179V178H247ZM264 179V178H263ZM154 180V179H153ZM155 180H157V179H155ZM249 180V179H248ZM77 181V180H76ZM94 181V182H95ZM177 181H179V182H177ZM61 182V181H60ZM90 182V181H89ZM92 182V181H91ZM149 182V181H148ZM163 182V181H162ZM226 182H227V180H226ZM230 182V181H229ZM229 182H227V184H229ZM76 183V182H75ZM96 183V182H95ZM60 184V183H59ZM82 185V184H81ZM261 185V184H260ZM263 185V184H262ZM96 186V187H97ZM259 186V185H258ZM82 187V186H81ZM83 187H84V184H83ZM95 187V186H94ZM95 187V188H96ZM69 188V187H68ZM86 188V187H85ZM99 188V189H100ZM113 188V187H112ZM116 188V187H115ZM71 189V188H70ZM101 189H105L104 188V186H102V188ZM63 190V189H62ZM156 190V189H155ZM134 191V192H135ZM256 190H254V192H255ZM104 192V191H103ZM106 192V191H105ZM120 192V193H121ZM154 192V191H153ZM163 192H165V190L163 191ZM243 192H245V193H243ZM252 192V191H251ZM95 193V192H94ZM113 193V192H112ZM68 194V193H67ZM134 194V193H133ZM165 194V193H164ZM163 194V195H164ZM251 194H253V193H251ZM56 195V194H55ZM132 195V194H131ZM135 195L136 196H138L136 193H135ZM58 196V195H57ZM64 196V195H63ZM170 196V195H169ZM229 196V197H228ZM257 196V195H256ZM66 197V196H65ZM134 197V196H133ZM160 197H161V195H160ZM182 197V196H181ZM56 198V197H55ZM61 198V197H60ZM131 198V197H130ZM162 198V197H161ZM170 198V197H169ZM180 198V197H179ZM259 198V197H258ZM66 199H68V198H66ZM118 199V198H117ZM122 199V198H121ZM123 199L125 200V198L123 197ZM126 199H127V197H126ZM132 199V198H131ZM136 199V198H135ZM138 199V198H137ZM136 199V200H137ZM116 200V199H115ZM128 200V199H127ZM242 201V204L241 205H243V206H247V207H249V208H251V211H249L248 210V208H245L244 210H239L238 209V207L236 206V203H237V201ZM256 200V199H255ZM262 200V199H261ZM57 201V200H56ZM117 201V200H116ZM139 201V200H138ZM148 201V200H147ZM107 202V201H106ZM128 202V201H127ZM258 203L260 202V201H257ZM19 203V202H18ZM63 203V202H62ZM99 203H101V201L99 202ZM114 203V202H113ZM133 203V202H132ZM135 203V202H134ZM141 203V202H140ZM255 203V204H254ZM98 204V203H97ZM117 204V203H116ZM189 204V205H188ZM54 205V204H53ZM82 205V204H81ZM257 205V206H256ZM131 206V205H130ZM136 206V205H135ZM176 206V205H175ZM188 206H190V207H188ZM215 206H217V205H215ZM84 208H85V206H83ZM218 208H219V210H224L225 212H226V210H225V207H219V206H217ZM130 208V207H129ZM164 208V207H163ZM21 209H22V207H21ZM86 209H87V207H86ZM128 209V208H127ZM200 210L198 213H195V211H198V210ZM113 210V209H112ZM215 210V209H214ZM213 210V211H214ZM80 211V210H79ZM82 211V210H81ZM95 211H96V209H95ZM115 211V210H114ZM166 212H168V211H166ZM217 212H219V211H217ZM217 212H216V214H217ZM95 213V212H94ZM111 213V212H110ZM127 213V212H126ZM220 213V212H219ZM255 213V214H254ZM72 214V213H71ZM98 214V213H97ZM167 214V213H166ZM199 214H204L203 216H205L204 218V221L205 222H203L202 224H204L202 227H200V226H195L196 224H200L201 223V221L199 220ZM96 215V214H95ZM180 215V214H179ZM225 214L223 213V215L222 216H224ZM85 216H86V214H85ZM98 216H99V214H98ZM218 216V215H217ZM261 216H263V217H261ZM99 218V217H98ZM113 218V217H112ZM190 219H194V223H189V220ZM161 220V219H160ZM25 221V220H24ZM220 221V220H219ZM222 221V220H221ZM230 221V220H229ZM223 222V221H222ZM30 223V222H29ZM67 223V222H66ZM77 223V222H76ZM112 223V222H111ZM158 223V222H157ZM236 223V222H235ZM24 224H25V222H24ZM32 224V223H31ZM83 224V223H82ZM186 225L187 227H184L183 225ZM217 224H218V222H217ZM23 225V226H22ZM27 225H28V223H27ZM84 225V224H83ZM213 225V226H212ZM35 226V225H34ZM116 226V225H115ZM226 226V225H225ZM29 227H30V225H29ZM62 227V226H61ZM61 227H60V229H61ZM63 228V227H62ZM115 229L114 230H116V227H114ZM125 228V227H124ZM225 228V227H224ZM227 228V227H226ZM229 228V227H228ZM28 229V228H27ZM187 229L188 230H192L193 231V234H190V233H187ZM112 230V229H111ZM129 230V229H128ZM126 231L127 233L129 232V231ZM230 230H233L232 228L230 229ZM24 231V230H23ZM118 230H116L115 231V235L116 234H119V233H116ZM229 231V230H228ZM235 231H236V229H235ZM43 232V233H42ZM81 232V231H80ZM123 232V231H122ZM163 232V233H164ZM111 233V232H110ZM131 233V232H130ZM187 233V234H186ZM250 233V232H249ZM253 233V232H252ZM28 234V233H27ZM57 234H59L58 236H57ZM227 234V233H226ZM236 234H237V232H236ZM240 234V233H239ZM238 234V235H239ZM242 234V233H241ZM114 235V236H115ZM152 235V234H151ZM117 236V235H116ZM115 236V237H116ZM237 236V235H236ZM68 237V236H67ZM86 237V236H85ZM223 239H224V236H221ZM33 238V237H32ZM103 238V237H102ZM114 238V237H113ZM118 238V237H117ZM123 238V237H122ZM170 238V237H169ZM247 238H249V237H247ZM104 239H106V238H104ZM130 239L132 240L133 239V237H130ZM214 239V238H213ZM233 239H235V237L233 238ZM31 240H32V242L36 245L37 244V242H39L38 244L39 245H44V248L43 247H39L40 249H35V250H33V249H31V247H32V245H31ZM88 240V239H87ZM111 240V239H110ZM117 240V239H116ZM135 240V239H134ZM225 240V239H224ZM224 240H222V239H218L217 241H219V242H221V243H226V242H224ZM228 240H230V239H228ZM235 240H237V238L235 239ZM250 240V239H249ZM118 241V240H117ZM215 241V240H214ZM57 242H59V244H57L56 245V243ZM177 242V241H176ZM231 242V241H230ZM250 242V241H249ZM119 243V242H118ZM120 244V243H119ZM182 244H180L181 246H182ZM216 244V243H215ZM227 244V243H226ZM63 245V244H62ZM105 245H107L106 243H105ZM169 245V244H168ZM219 245H221V244H219ZM229 245V244H228ZM245 245H247L246 243H245ZM250 245V244H249ZM176 246V245H175ZM217 246V245H216ZM224 246V245H223ZM233 246V245H232ZM240 246H241V244H240ZM171 247V246H170ZM173 247V246H172ZM238 247V246H237ZM232 248V250L233 251H237V253H238V251H241V250H239V248ZM249 247V246H248ZM218 248V247H217ZM221 248H222V246H221ZM231 248V247H230ZM254 248V247H253ZM176 248L174 247V250H175ZM186 249V248H185ZM172 250V249H171ZM190 250H191V248H190ZM244 250H246V249H244ZM34 251H35V254H34ZM186 251H187V249H186ZM31 252V253H30ZM61 252V251H60ZM163 252V251H162ZM161 252V253H162ZM196 251H194V253H195ZM147 253V252H146ZM170 253V252H169ZM208 253H210V255H213V256H215L217 259L218 258H220L221 256L219 255V254H216L215 252H212V251H210V252H208ZM207 253V254H208ZM244 253V252H243ZM34 254V255H33ZM198 254V253H197ZM242 254V253H241ZM249 254V253H248ZM251 254H253V253H251ZM42 255V256H43ZM126 255V254H125ZM164 255V254H163ZM166 255V254H165ZM173 255H176V254H173ZM180 255H182V254H180ZM196 255V254H195ZM120 256V255H119ZM167 256V255H166ZM172 256V255H171ZM170 256V257H171ZM183 256V255H182ZM208 256V255H207ZM41 257V256H40ZM133 257V256H132ZM210 257V256H209ZM214 257V258H215ZM249 257V256H248ZM35 258V257H34ZM37 258H38V256H37ZM74 258V257H73ZM93 258V257H92ZM100 258V257H99ZM116 258V257H115ZM207 258V257H206ZM213 258V257H212ZM76 259V258H75ZM95 259V258H94ZM104 259H107V258H104ZM103 259V260H104ZM117 259V258H116ZM29 260V259H28ZM100 260H102V259H100ZM110 260H111V258H110ZM109 260V261H110ZM115 260V259H114ZM118 260H122V258H118ZM118 260H116V262L118 261ZM130 260H132V259H130ZM224 260H226V259H224ZM81 261V260H80ZM97 261V260H96ZM105 261V260H104ZM103 261V262H104ZM107 262H108V260H106ZM112 261V260H111ZM123 261H124V258H123ZM218 261V260H217ZM222 261V260H221ZM73 262V261H72ZM71 262V263H72ZM115 262V261H114ZM120 262H122V261H120ZM157 264H158V262L159 261H155ZM154 262V263H155ZM181 261H179V263H180ZM185 263H186V261H184ZM196 262V261H195ZM70 263V262H69ZM109 263V262H108ZM112 263V262H111ZM110 263V264H111ZM119 263V262H118ZM123 263V262H122ZM132 263H133V261H132ZM168 263V262H167ZM178 263V264H179ZM37 264V263H36ZM39 264V263H38ZM85 264V263H84ZM107 264V263H106ZM117 264V263H116ZM135 264H136V261H135ZM184 264V263H183ZM186 264H188V263H186ZM189 264H191V262L189 263ZM193 264V263H192ZM214 264H217V263H214ZM223 264H224V262H223Z\"/></svg>", "mask_w": 264, "mask_h": 264}, {"label": "water", "instance_id": "95a60500", "mask_svg": "<svg viewBox=\"0 0 264 264\" xmlns=\"http://www.w3.org/2000/svg\"><path fill=\"white\" fill-rule=\"evenodd\" d=\"M264 54V51H263ZM6 57V48L5 47H1L0 48V63L5 59Z\"/></svg>", "mask_w": 264, "mask_h": 264}, {"label": "crops", "instance_id": "0c3cea01", "mask_svg": "<svg viewBox=\"0 0 264 264\" xmlns=\"http://www.w3.org/2000/svg\"><path fill=\"white\" fill-rule=\"evenodd\" d=\"M239 34H241L240 36H242V37H244V38H245V35H244V34H243L244 36L242 35V33H239ZM239 34H238V35H239ZM235 46H236V44H235Z\"/></svg>", "mask_w": 264, "mask_h": 264}]
</instances>
